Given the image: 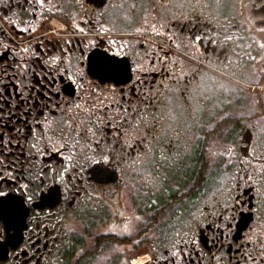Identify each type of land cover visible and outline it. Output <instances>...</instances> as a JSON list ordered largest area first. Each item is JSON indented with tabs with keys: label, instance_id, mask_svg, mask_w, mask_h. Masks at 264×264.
<instances>
[{
	"label": "flooded vegetation",
	"instance_id": "af4514ba",
	"mask_svg": "<svg viewBox=\"0 0 264 264\" xmlns=\"http://www.w3.org/2000/svg\"><path fill=\"white\" fill-rule=\"evenodd\" d=\"M45 17L70 27L57 36ZM262 18L264 0H224L221 8L180 7L177 0H0V191L16 198L11 227L0 223V264H141L149 256L152 264H264V182L221 187L208 179L216 167L210 154L220 160L228 150L254 149L249 174L262 163ZM101 56L127 72L101 80L89 72ZM90 89L103 91L105 103L134 91L148 98L149 127L136 133L130 166L117 164L107 178L83 161L97 139L101 147L112 143L118 117L109 124L101 111L95 126L88 123L94 136L69 128L72 119L77 132L87 122L75 105L90 107ZM186 148L192 159L184 187L201 171L208 181L192 197L200 201L199 223L175 236L157 223L165 209L145 227L135 219L151 214L133 171L137 154L173 157ZM229 174L243 172L233 167ZM161 177L174 184L175 170L162 167ZM21 185L29 186L27 195L13 191Z\"/></svg>",
	"mask_w": 264,
	"mask_h": 264
},
{
	"label": "snow or ice",
	"instance_id": "6c2138e0",
	"mask_svg": "<svg viewBox=\"0 0 264 264\" xmlns=\"http://www.w3.org/2000/svg\"><path fill=\"white\" fill-rule=\"evenodd\" d=\"M39 3H44V0H38ZM79 2V0H78ZM180 7L185 5L189 7H216L221 8L224 6V0H177ZM135 7V5H133ZM61 20L59 24L53 23L52 17H45L44 20L47 25L52 29V32L59 36L61 33L67 32L70 25L67 20L57 17ZM264 19V18H262ZM74 23V22H73ZM79 28V25H75ZM83 31V29H80ZM153 32L157 29L153 28ZM264 31V30H262ZM200 40L198 36L195 38ZM179 47V45H177ZM137 71L141 70V65H137ZM89 72L97 75L101 80L105 78H116L117 76H123L127 72L126 67H120L117 64L110 62V58L101 56L99 59L94 60L89 67ZM79 79L84 81L86 74L81 71L79 73ZM139 81V78H137ZM135 87V85H133ZM121 92L123 90L121 89ZM126 95V94H125ZM139 97V99H135ZM103 91L97 92L95 89H90L84 98V104L90 105V107H83L81 104H76L75 108L82 114L86 113L87 122L81 121L83 128L80 132H77L76 122L72 119L69 123L70 131L76 132L77 135H95L92 128L88 127V123H92L95 126L100 121L98 115L101 111L107 118V123L112 124V120L118 117V121L113 127L116 128V133L113 137L112 143L107 147H101V140L95 141L96 147L93 149L91 145H88L89 151L92 153L89 156L84 157L83 163L90 165L89 171L92 172L97 178H107L114 175L116 165L121 167H129L130 153L133 152L138 144V137L136 133L141 128L148 129V119L150 114L147 110L148 98L146 96H140L138 91L133 92V96L127 97L124 100H113L108 103L104 102ZM115 109V112L112 110ZM69 113L71 109H66ZM122 113V114H121ZM228 114L225 113V116ZM95 117V119H93ZM220 120L223 122L224 117ZM218 127V126H217ZM215 131V129H213ZM65 145H61L64 147ZM221 157L225 154L220 153ZM227 159L217 160L216 154H210V159L216 167L209 169V177L213 184H220L223 187L226 183H230L234 180H244L245 182L256 183L257 181L264 182V157L261 158L262 163L254 169L252 174H249L245 169L251 160L256 158L255 150L249 152L248 148L244 149L242 154H237L232 150H228ZM191 154L189 149H185L184 153H177L173 157H169L164 153L157 155L155 152L145 150L142 153H138L136 160L140 161L139 169H134V174L138 177L139 187L144 191V195L147 197L145 200V206L151 208V214L145 212L144 216H136L135 219L138 222H143L147 227L157 221V217L161 213L168 209V213L163 217L162 221L157 223H163L166 229L173 232V235L180 236L181 232L177 229L190 228L192 225L199 223V217L202 213L199 199L193 200L192 197L199 190L201 180L205 183L208 181L205 179V174L201 171V175L194 179L188 187H184L188 184V180L185 176H191L189 169L191 165L187 161L191 160ZM134 163V161L132 162ZM166 167L170 172L175 170L176 180L174 184H168L166 177H161V168ZM235 167L236 173L243 172L242 175H230L229 169ZM83 171V167L81 168ZM181 173L183 175H181ZM6 178V177H5ZM3 180L0 179V183ZM28 185H21L18 189L13 191H19L22 195H27L29 191ZM215 194V193H214ZM207 196V192L204 193ZM54 193L49 191L48 198L51 199ZM155 197V199L153 198ZM27 200L31 201L32 196H27ZM16 198L10 197L7 192L0 191V223L4 228L11 227L9 223L8 213L12 212L16 208ZM23 203V200H20ZM207 207V204H205ZM147 217V218H146ZM128 230L127 228L125 229ZM4 238L3 229H0V240ZM139 244L140 241H135ZM264 247V245H262ZM84 249H81L82 253ZM80 255V253H77ZM264 257V253H261ZM153 257L149 256L146 260H143L141 264H152Z\"/></svg>",
	"mask_w": 264,
	"mask_h": 264
},
{
	"label": "rangeland",
	"instance_id": "374dc122",
	"mask_svg": "<svg viewBox=\"0 0 264 264\" xmlns=\"http://www.w3.org/2000/svg\"><path fill=\"white\" fill-rule=\"evenodd\" d=\"M141 196H142L141 197L142 200H146L147 199V197L144 195V192L141 194ZM134 258H135L136 263H140L142 261V259H143L142 257H139V256L134 257Z\"/></svg>",
	"mask_w": 264,
	"mask_h": 264
},
{
	"label": "bare ground",
	"instance_id": "6f19581e",
	"mask_svg": "<svg viewBox=\"0 0 264 264\" xmlns=\"http://www.w3.org/2000/svg\"><path fill=\"white\" fill-rule=\"evenodd\" d=\"M140 262V261H139Z\"/></svg>",
	"mask_w": 264,
	"mask_h": 264
}]
</instances>
